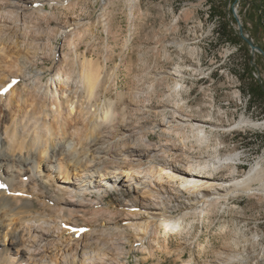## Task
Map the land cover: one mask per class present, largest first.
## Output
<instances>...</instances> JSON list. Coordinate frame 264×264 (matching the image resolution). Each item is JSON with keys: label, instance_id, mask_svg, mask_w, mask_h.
I'll use <instances>...</instances> for the list:
<instances>
[{"label": "bare ground", "instance_id": "bare-ground-1", "mask_svg": "<svg viewBox=\"0 0 264 264\" xmlns=\"http://www.w3.org/2000/svg\"><path fill=\"white\" fill-rule=\"evenodd\" d=\"M83 1L99 0H0V264H129L128 244L155 256L162 229L181 230L189 216L233 195L264 196L260 164L243 177L228 165L240 153L210 161L193 155L185 141L150 140L147 130L203 132L178 104L169 103L170 114L145 130L151 108L140 98L121 120L114 102H99L111 78L94 58L79 53V40L90 33L84 32L88 12L77 13ZM116 1L101 0V7ZM119 1L131 20L141 11L140 0ZM63 12L71 15L62 20ZM29 17L33 25L26 23ZM66 45L80 68L65 65ZM48 59L57 62L41 67ZM45 71L51 73L47 80ZM182 72L178 65L166 71L175 80ZM219 168L230 172L217 180L212 172ZM256 180L260 187H253ZM41 184L54 189L48 194ZM110 190L134 197L123 193L112 207L105 201ZM36 202L42 210H24ZM240 258L223 251L208 264Z\"/></svg>", "mask_w": 264, "mask_h": 264}, {"label": "rangeland", "instance_id": "rangeland-1", "mask_svg": "<svg viewBox=\"0 0 264 264\" xmlns=\"http://www.w3.org/2000/svg\"><path fill=\"white\" fill-rule=\"evenodd\" d=\"M140 6L141 11L133 20L119 0L106 10L101 7V0L97 4L83 1L78 8L77 13L88 12L83 15L84 32H90L79 40V53L83 59L94 58L104 66L108 79L114 82L108 90V80L99 102H114L121 120L133 101L141 99L151 108L145 130L170 114L169 103L178 104L180 111L192 115L194 123L203 126L205 135L191 128L174 137L147 130L151 141H185L193 155H205L210 161L240 153L239 159L228 162L236 167L238 177L257 164L264 168V125L247 122L263 123L264 108L252 101L247 91L248 74L244 72L249 61L253 74L264 84V24L260 20L264 0H140ZM216 8L226 14L225 18ZM59 14L62 20L71 15ZM29 21L26 23L33 25L32 17ZM225 23H229L230 32L238 34L240 43L232 41L222 27ZM62 42L63 38L58 37L55 46L59 49ZM67 51L68 45L65 65L80 68L73 53ZM12 53L17 55L15 49ZM55 62L57 59H48L40 66L49 68ZM176 65L183 68L177 80L166 73ZM50 76V72H44L45 80ZM151 84L155 86L153 90L149 88ZM229 172L228 168H219L212 173L218 180ZM260 185L256 180L253 187ZM40 186L48 194L54 189L47 184ZM123 193L134 197L126 190H110L105 196L106 205L114 207ZM28 204L24 210H42L37 202ZM161 233L155 256L137 250L135 242L127 246V262L208 264L226 251L241 257L235 264H264V196L233 195L218 208L189 216L181 230L166 234L162 229Z\"/></svg>", "mask_w": 264, "mask_h": 264}, {"label": "trees", "instance_id": "trees-1", "mask_svg": "<svg viewBox=\"0 0 264 264\" xmlns=\"http://www.w3.org/2000/svg\"><path fill=\"white\" fill-rule=\"evenodd\" d=\"M215 11L217 12V8ZM217 13H219L222 18H225L226 16L223 11L218 10ZM260 20L264 24V6L261 9ZM222 27L232 38V41H234L235 43L241 42V38L238 36V34H236L235 32H230L229 23L222 24ZM244 72L248 74V77L246 78L248 82L247 91L251 94L252 101L258 102L264 108V84L260 80H258L253 74L252 66L249 61L245 64Z\"/></svg>", "mask_w": 264, "mask_h": 264}, {"label": "snow or ice", "instance_id": "snow-or-ice-1", "mask_svg": "<svg viewBox=\"0 0 264 264\" xmlns=\"http://www.w3.org/2000/svg\"><path fill=\"white\" fill-rule=\"evenodd\" d=\"M11 85H9V87H10ZM8 89L7 88H5L3 91H7ZM4 185H0V187H3Z\"/></svg>", "mask_w": 264, "mask_h": 264}, {"label": "water", "instance_id": "water-1", "mask_svg": "<svg viewBox=\"0 0 264 264\" xmlns=\"http://www.w3.org/2000/svg\"><path fill=\"white\" fill-rule=\"evenodd\" d=\"M241 32H243V29H242V28H241ZM246 38H247L249 41H251L250 38H248V37H246Z\"/></svg>", "mask_w": 264, "mask_h": 264}]
</instances>
